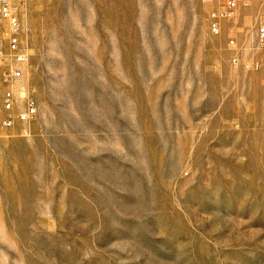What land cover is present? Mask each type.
Masks as SVG:
<instances>
[{
	"label": "rangeland",
	"instance_id": "rangeland-1",
	"mask_svg": "<svg viewBox=\"0 0 264 264\" xmlns=\"http://www.w3.org/2000/svg\"><path fill=\"white\" fill-rule=\"evenodd\" d=\"M228 1L12 0L0 264H264V1L211 34Z\"/></svg>",
	"mask_w": 264,
	"mask_h": 264
},
{
	"label": "built area",
	"instance_id": "built-area-1",
	"mask_svg": "<svg viewBox=\"0 0 264 264\" xmlns=\"http://www.w3.org/2000/svg\"><path fill=\"white\" fill-rule=\"evenodd\" d=\"M264 1V0H262ZM243 5L247 2L243 1ZM237 2L229 0L227 4L215 9L209 15V31L211 34H217L220 31L221 21L229 20L234 15ZM258 49L264 50V13L258 17L256 24ZM21 24L16 16V8L12 0H0V60L4 63L15 64L26 63L28 60L27 53L19 41ZM234 44V38L229 41ZM233 63L238 61L237 55L232 56ZM254 69H259L258 62L252 64ZM5 83H11L22 76L20 67H5L3 70ZM22 93L17 95L15 91L6 87L0 98V107L3 112L0 118V128L5 129L14 126L17 122L29 121L36 114L35 100L22 88ZM18 105L20 108H18Z\"/></svg>",
	"mask_w": 264,
	"mask_h": 264
}]
</instances>
